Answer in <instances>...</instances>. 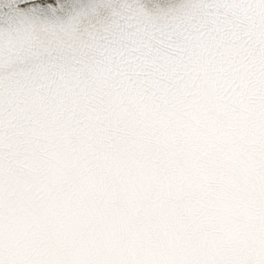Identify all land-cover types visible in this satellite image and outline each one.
Wrapping results in <instances>:
<instances>
[{"label":"water","instance_id":"obj_1","mask_svg":"<svg viewBox=\"0 0 264 264\" xmlns=\"http://www.w3.org/2000/svg\"><path fill=\"white\" fill-rule=\"evenodd\" d=\"M0 264H264V0H0Z\"/></svg>","mask_w":264,"mask_h":264}]
</instances>
